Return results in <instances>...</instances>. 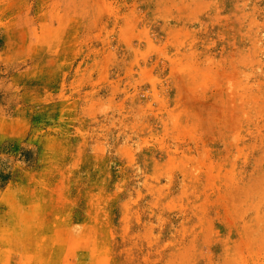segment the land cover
<instances>
[{"label": "rangeland", "instance_id": "rangeland-1", "mask_svg": "<svg viewBox=\"0 0 264 264\" xmlns=\"http://www.w3.org/2000/svg\"><path fill=\"white\" fill-rule=\"evenodd\" d=\"M0 264H264V0H0Z\"/></svg>", "mask_w": 264, "mask_h": 264}]
</instances>
